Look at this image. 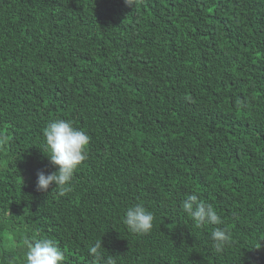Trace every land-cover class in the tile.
Listing matches in <instances>:
<instances>
[{"label": "trees", "instance_id": "1", "mask_svg": "<svg viewBox=\"0 0 264 264\" xmlns=\"http://www.w3.org/2000/svg\"><path fill=\"white\" fill-rule=\"evenodd\" d=\"M130 3L0 0V264L33 237L66 264H264V0ZM58 119L91 138L63 195L36 190ZM190 194L223 224L196 227Z\"/></svg>", "mask_w": 264, "mask_h": 264}, {"label": "clouds", "instance_id": "2", "mask_svg": "<svg viewBox=\"0 0 264 264\" xmlns=\"http://www.w3.org/2000/svg\"><path fill=\"white\" fill-rule=\"evenodd\" d=\"M125 4L132 6L130 0ZM48 161L56 171L45 174L37 173L36 190L47 192L50 186L58 188L63 195L70 190L69 186L77 167L87 158V147L90 136L83 129L73 126L72 121L58 119L50 122L43 130ZM182 210L191 217L196 227L205 224L221 225L223 220L217 210L201 200L196 194H190L182 202ZM124 224L133 234H147L153 227V214L142 203L129 206L124 213ZM213 247L217 253L229 244L231 235L226 228L217 227L211 232ZM26 264H66L63 250L54 240L33 237L25 240ZM101 241L90 245L88 254L101 258ZM110 264V261H109Z\"/></svg>", "mask_w": 264, "mask_h": 264}]
</instances>
